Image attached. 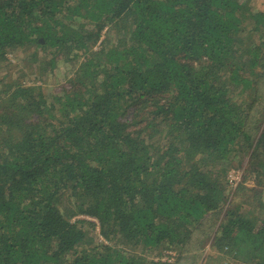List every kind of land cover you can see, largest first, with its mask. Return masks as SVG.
I'll return each mask as SVG.
<instances>
[{
	"label": "trees",
	"instance_id": "1",
	"mask_svg": "<svg viewBox=\"0 0 264 264\" xmlns=\"http://www.w3.org/2000/svg\"><path fill=\"white\" fill-rule=\"evenodd\" d=\"M19 50L58 83L0 82V264H173L145 254L193 242L191 264H264L263 10L0 0V64Z\"/></svg>",
	"mask_w": 264,
	"mask_h": 264
},
{
	"label": "rangeland",
	"instance_id": "2",
	"mask_svg": "<svg viewBox=\"0 0 264 264\" xmlns=\"http://www.w3.org/2000/svg\"><path fill=\"white\" fill-rule=\"evenodd\" d=\"M249 4L253 6L254 9L264 11V0H249ZM104 34H108V35H104V37L108 38L109 41H111V39L113 38V35H111L112 37L110 39L109 34H113V33H109V31L106 30L104 31ZM95 49L97 50L98 47H96ZM31 52L32 50H30L29 52H24L23 50H19V51H14V52L9 53L7 55L8 63L5 61L2 64H0V82L4 81L6 83L8 80H10V81H18L19 83L26 84V85L43 84L45 85V90L51 92L54 88V83L55 82L58 83V81L57 79L54 80V78H51V79L47 78V74L39 75V73L36 72V69L35 67L32 66L31 61L29 62V60L26 59V56L30 55ZM38 55L39 57H42V52L39 51ZM70 68H71V65H67L66 67H61L60 68L61 71H59L60 73L57 72V75L55 77L58 76L57 78L61 79L62 78L61 73L70 72ZM262 87H264V80L262 83ZM261 98H263V101L260 98L259 100L264 109V89H262ZM258 117H259L258 115H255L253 117V121H252L253 126L251 127H254L255 125H257V123L259 122V120H257ZM240 155H241L240 157L235 159V167L231 169L227 175L228 184L230 185V188L232 189L230 191L231 194H233L234 190H236L238 183L240 184L241 182H244V180L242 179L244 177L243 173H244L245 162L242 160L245 156L243 154H240ZM241 163L242 165H240ZM255 178H256V173H253L249 179L245 180V186L255 187L256 186L255 183H257L256 182L257 178L256 179ZM261 191H262V197L264 199V187L261 188ZM93 236L96 239L99 238L96 233H94ZM99 241H100V238H99ZM207 250H208L207 248L200 249L198 244L196 242H193L190 246L187 247V250L184 254L183 253L178 254L177 251L175 252V254L177 255L176 257L177 259L176 258L175 259L173 258V260L167 259L168 253L170 252L167 250L162 251L160 253L156 251V252L149 253L148 255L147 254L145 255L147 259L154 260V261H161V262L166 261L168 263H172L173 261V264H191L192 260H194L195 262L197 261L200 262L201 260H203ZM139 251L140 250H137V252ZM138 254H141V253H138ZM179 257L180 259H178Z\"/></svg>",
	"mask_w": 264,
	"mask_h": 264
},
{
	"label": "built area",
	"instance_id": "3",
	"mask_svg": "<svg viewBox=\"0 0 264 264\" xmlns=\"http://www.w3.org/2000/svg\"><path fill=\"white\" fill-rule=\"evenodd\" d=\"M174 257H175V253L170 251V252L168 253V258H167V259H171V260H173Z\"/></svg>",
	"mask_w": 264,
	"mask_h": 264
}]
</instances>
